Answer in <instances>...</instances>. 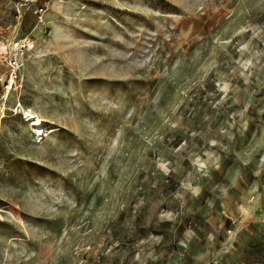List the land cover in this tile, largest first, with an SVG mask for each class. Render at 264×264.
<instances>
[{"label": "rangeland", "instance_id": "rangeland-1", "mask_svg": "<svg viewBox=\"0 0 264 264\" xmlns=\"http://www.w3.org/2000/svg\"><path fill=\"white\" fill-rule=\"evenodd\" d=\"M0 45V264H264V0H0Z\"/></svg>", "mask_w": 264, "mask_h": 264}, {"label": "bare ground", "instance_id": "bare-ground-1", "mask_svg": "<svg viewBox=\"0 0 264 264\" xmlns=\"http://www.w3.org/2000/svg\"><path fill=\"white\" fill-rule=\"evenodd\" d=\"M6 49V48H5ZM4 51V48L0 45V53ZM1 55V54H0ZM10 92V86L6 90V98L8 97ZM20 108V105L18 106V109ZM3 112V109L1 110V113ZM20 114L21 115V120L23 122H26L28 127L33 131V134L35 137L39 140L42 141L47 134L52 133L53 130L50 129V131H45L51 124L45 119H42L39 117V115L30 109L18 111L17 109L15 110V115ZM2 117V116H1ZM53 127V126H52ZM49 130V129H48ZM56 131V130H55Z\"/></svg>", "mask_w": 264, "mask_h": 264}, {"label": "built area", "instance_id": "built-area-1", "mask_svg": "<svg viewBox=\"0 0 264 264\" xmlns=\"http://www.w3.org/2000/svg\"><path fill=\"white\" fill-rule=\"evenodd\" d=\"M27 41V40H26ZM21 42V44H20V48H16V46L18 45V44H16L15 45V52H16V55L15 56H17L19 53H21L22 54V51L21 50H23V49H26L28 46V44H27V42ZM8 67L12 70V74H11V77H10V79H9V86L11 87L12 86V84H13V82H14V79L16 78V76H15V71L16 70H18L19 69V63H18V61L16 60V59H12V58H10V61H9V64H8ZM9 86H7V88L9 87Z\"/></svg>", "mask_w": 264, "mask_h": 264}, {"label": "crops", "instance_id": "crops-1", "mask_svg": "<svg viewBox=\"0 0 264 264\" xmlns=\"http://www.w3.org/2000/svg\"><path fill=\"white\" fill-rule=\"evenodd\" d=\"M253 207H248V208H245L243 206V214H244V220L247 222V221H253Z\"/></svg>", "mask_w": 264, "mask_h": 264}]
</instances>
